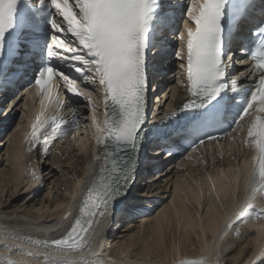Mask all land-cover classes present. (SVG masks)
<instances>
[{
  "label": "snow or ice",
  "instance_id": "6c2138e0",
  "mask_svg": "<svg viewBox=\"0 0 264 264\" xmlns=\"http://www.w3.org/2000/svg\"><path fill=\"white\" fill-rule=\"evenodd\" d=\"M59 14V21H50L53 34L49 44V56L62 61L71 62V66L79 72L90 73L85 80L98 84L103 96L104 119L97 121L95 107L92 106L91 94L85 95L92 110L91 126L96 129L97 151L94 162L99 170V179L93 175L91 186L87 189V197L79 209V215L74 219L70 229L60 239L46 242L56 249L52 253V264H79L66 259L70 253H83L87 248L92 251L94 243L105 231V225L111 217V206L114 199L122 195L126 189L113 191L109 186L107 175L118 171L119 161L115 153L108 151L104 145L110 140L116 146L115 152L121 151V146L135 150L138 147V133L145 117L146 73L144 69V49L148 32L149 6L148 0H49ZM226 0H189L184 20V31L179 34L181 49L176 57L182 61V72L177 77V86L184 82L187 92L181 110L202 107L201 100L211 101L223 90L224 66L228 59L222 58V16ZM15 0H0V46L5 32L13 24ZM194 25V27H193ZM264 34V27L257 30ZM73 38L67 40V36ZM67 40V42H66ZM67 53L68 55H65ZM253 62L251 71L255 74V87L247 100L239 118L235 122L244 129V143L254 151L253 166L247 175L246 188L249 191L246 202L237 212V222L250 215L253 206L250 201L257 193L264 199V42L258 44L250 56ZM83 67H77V63ZM246 76V73H242ZM60 77L65 82L67 92L81 95L77 91L76 81L64 75L51 66L42 70L34 83L40 90L41 112L44 118L36 117L28 137L35 145L43 130L52 124L56 117L48 115L62 109L65 100L59 92L60 87L53 83L54 77ZM160 98H157V103ZM254 108V104H257ZM110 106L117 111H110ZM250 109L253 111L250 112ZM47 110V112H45ZM71 111V109H70ZM176 107L171 108L160 120H166L174 115ZM245 117L249 119L245 121ZM64 123H68L65 121ZM73 129L77 121H71ZM235 131V129H233ZM209 136V142L219 135ZM250 138V139H249ZM204 139L199 141L204 143ZM31 150V149H30ZM170 154V153H169ZM131 177L125 180L129 182ZM71 207V206H70ZM260 211H264L261 209ZM69 218V212H65ZM59 225V221L57 225ZM229 225H226V227ZM239 232V229H237ZM9 253L16 251V259L7 257L0 259V264H28L20 254L26 250L22 247L3 245ZM28 256L34 253L28 251ZM39 255V253H35ZM48 258V254H45ZM88 264V261H83ZM182 264H195L184 261Z\"/></svg>",
  "mask_w": 264,
  "mask_h": 264
},
{
  "label": "bare ground",
  "instance_id": "6f19581e",
  "mask_svg": "<svg viewBox=\"0 0 264 264\" xmlns=\"http://www.w3.org/2000/svg\"><path fill=\"white\" fill-rule=\"evenodd\" d=\"M164 81L167 87H164L163 90L158 91L159 93L157 92L156 94L162 97L158 104L157 113L163 110L161 106L164 104L169 105L171 108L183 98L179 86H177L172 77H167ZM166 88L170 89L169 97L166 96ZM183 94L185 95V93ZM17 98L18 96L11 109L15 107L19 110V100ZM37 107L36 101L30 98L27 109H22L21 125L8 135L6 141L9 149L5 148V151H7H4V153L1 151L2 146L0 147V164L3 163L2 167H0V179L13 182L12 186L14 188L18 184H21V187H25L29 191L35 190L40 184L37 181L40 175L39 167L46 164L45 159L51 158V163L55 162L57 166L61 167L60 162L62 161V157L68 159L73 156L70 155L68 157L65 149L59 151L60 154L51 152V155H48L41 148V144L37 146L30 142L28 137L31 133L27 135L25 128L26 124L30 122L32 116L31 110H36ZM2 125L3 120L0 118V129H2ZM80 132L88 134V140L85 137V144L80 142L78 149V151H83L84 155L81 157L85 158L82 160L80 157L79 165L77 162L72 163V166L75 165V168L71 172L70 181L68 183L64 181L60 197L57 198V195L51 198L50 201L53 202L43 203L39 207L36 206L35 213L31 211L32 209H28L31 206L27 208L26 212L21 211V213L16 212L14 209L6 212V207H0V259L5 257L8 259L17 258L16 251L9 253V250L3 246L5 243H8L9 245L22 247L26 250L20 255L28 261V264H52L51 254L57 250L49 247L46 242L60 239L61 234L68 230L71 221L77 214L78 204L87 195V189L89 188V186L86 188L87 181L90 178L92 179L90 173L95 164L93 157L97 149L96 129L94 127L87 128L86 126H82L79 131L62 137L56 144L65 142L63 143L65 147V144L71 140L72 142H78L75 140V137ZM72 135L73 138L66 141ZM245 139L239 140L243 144L240 147L241 149L248 147L244 143ZM233 141L234 139L231 138L227 147L220 148L219 152L223 154L225 151L235 148V145H232ZM205 148L206 150H213V146H204L195 152L201 153L205 151L203 150ZM156 152L160 151L156 150ZM74 156L76 158L79 157L75 154ZM242 156H245V154ZM38 159L41 160L38 161ZM57 159L60 160L55 161ZM158 162L162 165L163 161L159 160ZM178 162L177 165H179L178 167H182V170H178L177 168L171 174H169L171 171L163 174H169L163 184V194L165 193L166 199L164 202H160L159 199L154 198L155 203L159 204L160 202L159 205H153L154 209L158 208L155 212L153 211L154 209L151 212L150 205L143 204L145 202L154 204L148 198L146 201L142 200V196L148 194L147 190L140 195L142 198L138 196V192H135L137 189L135 184H140L142 178L136 180V183H133V187L135 188L131 191V194L114 199L111 206L110 220L105 225L103 236L99 238V240H102V243H94L92 251L85 248L82 254L76 252L70 253L66 259L79 262V264H83V261H88V264H182L184 261L195 262V264H219V258L223 251L227 250L235 242L232 233L235 228L239 227L242 228L243 232L248 234L247 239L251 244L250 253L244 258L249 261L257 255L264 257V211H260L264 209V199L260 198L259 193L253 196V199L250 201V204L253 206L250 210V215L246 219L237 222L236 212L244 206L247 196L250 194L246 188V181H242L245 164H235L236 167L232 165L234 168L231 167L230 163H227L229 166L223 164L226 167L218 163L212 171L205 170L191 173L193 171L190 170L192 164L187 163L184 157L180 158ZM173 166L174 164L168 169L173 168ZM184 166H189L191 172L188 171L189 173L186 174ZM163 170L158 172L160 173L159 176H161ZM50 171H54V169L51 168ZM171 185H173L172 190H170ZM11 192L13 193V191ZM47 194L50 195L51 191L48 190ZM130 195L135 196V204H132L133 201H127L130 199ZM163 196L161 195V197ZM138 199L143 203L137 204L139 202ZM124 200L125 202L122 203ZM120 205H123L122 208ZM119 206L121 208L119 216L122 220L128 214L136 211V208L139 206H144L143 211L147 213L143 214L145 216H141V219L138 220L136 230L129 232V223L125 224V227L122 224L123 228L120 230V233L124 231L126 233L117 235V237L113 234L112 238H110L114 229L111 219H113L112 217L115 215L114 211ZM65 212H69V218H65ZM121 219L119 222L122 221ZM58 221L59 225L56 226ZM170 225L172 226V233H168L170 236L166 242L164 233L165 229ZM226 225L229 226L226 227ZM191 233H194L197 238V246L193 247L194 250L192 252L186 249L184 245L182 246L190 238ZM122 236H125L123 240H121ZM133 239L136 242H140V249L137 252L131 253L129 242ZM191 243L188 242L187 244ZM150 249L153 252L152 256L149 251ZM242 249L241 247L238 248L233 256L237 257ZM28 251L34 253V255L28 256ZM35 253H39V255H35ZM45 254H48L47 259L45 258ZM186 255L190 257L184 260V256ZM261 264H264V258H262Z\"/></svg>",
  "mask_w": 264,
  "mask_h": 264
},
{
  "label": "rangeland",
  "instance_id": "374dc122",
  "mask_svg": "<svg viewBox=\"0 0 264 264\" xmlns=\"http://www.w3.org/2000/svg\"><path fill=\"white\" fill-rule=\"evenodd\" d=\"M87 93H89V92H87ZM15 99H16V96H12L8 100V102H6L3 110L0 112V118H1V120H3V125H4V127L2 125V129H0V147L2 146V149H1L2 152L5 151V148H7V150L9 149L8 143L6 141L8 138V135L10 133H12L19 125H21V119H22L21 113L22 112L17 110V108H15V107H13L11 109V107L15 104V101H16ZM14 108H15V110H14ZM4 122H6V123H4ZM73 135L71 137H69L66 141L71 140L73 138ZM85 137H87V140H88V134L86 132H81L80 134L78 133L75 137V140L78 142H72V140H71L65 144V147L63 144L65 142L60 143V144L59 143L56 144L57 142H55L51 146L52 152L59 153V151H62V149L63 150L65 149V151H67L68 157L70 155H73L72 156L73 158L71 157L72 160H70L71 159L70 157L68 159H66L65 157L64 158L62 157L61 158L62 161L60 162L61 167L57 166L55 164V162L51 163V158L45 159L46 164H44V166L39 167L40 168L39 169L40 175L38 177L39 180L37 179V181L40 184L33 191H29V189L26 190L25 187H21V184H18L17 187L14 188V186H12L14 184L13 182H9L6 179H0V182L2 183V184L0 183V204H1L0 207H3V208L6 207L5 208L6 210L4 209L6 212H10L14 209L16 212L21 213V211L26 212L28 209H32L31 211L33 213H35L36 212V208H35L36 206L39 207L43 203L45 204L48 202H50V203L53 202V201H50L51 198H53L57 195H58L57 198L60 197L62 195L61 189L63 187L64 181L66 183H68L70 181V179H71L70 176L72 174L71 172H73L72 170H73V168H75V165L72 166V163L80 162L79 161V160H81L80 157L84 155L83 151L82 150L78 151V149H79L80 142L85 144ZM38 140H39V138H38ZM69 143L71 146L68 145ZM55 144H56V146H55ZM66 146H67V148H66ZM234 147L235 148H233L231 150L229 149V151H225L223 154L215 152L214 150H206V148L203 149L205 151H203L201 153L200 152L194 153L195 151L191 152L190 154L188 153L187 154L188 158L186 159V157H184V159L187 160V163L192 164V165L190 166L191 168L189 166L188 167L184 166L185 173L188 174L189 173L188 171H190V170L191 171L193 170L192 172L190 171L191 173H193V172L195 173L196 171L201 172V171H205V170L206 171H208V170L212 171L216 168V165L218 163L221 166H225V165L227 166L228 165L227 163H230L231 167H234L232 165L236 164L235 162L237 161V158L240 155L246 154V152H247V148L241 149L240 147H236V145ZM56 149H58V150H56ZM37 150L39 151V149H37ZM234 150H235V152H234ZM74 154L79 156V157L76 158L74 156ZM81 158L83 160L85 157H81ZM40 160L41 159H38V161H40ZM58 160H60V159H57L55 161H58ZM178 161H174L173 168L171 167L170 169H168L169 167H167V168L165 167L163 170V173H161V176H159L160 173H152V175L150 174L149 176H147V178H145L144 181L142 183H140V186H138L136 191H135V192H138L137 193L138 196H140L143 192H146V190H147L148 194L145 196L143 195L142 196L143 199L148 198L149 201L154 202V198H157V200L159 199L160 202H164V200L166 199L165 193L163 194L164 180L169 174L172 173V171L174 169L178 168V170H182V167H178L179 165H177V163H179ZM42 164H43V160H42ZM223 164H225V165H223ZM2 165H3V163L0 164V167H2ZM78 165H79V163H78ZM235 167H236V165H235ZM51 168H53L54 171H50ZM189 168H190V170H189ZM65 170H67V171H65ZM169 171H171V172L169 173ZM166 172H168L169 174L163 175ZM65 174H66V176H64ZM62 181H63V183H62ZM14 190H15V192H14ZM48 190L51 191L50 195L47 194ZM11 191H13V193ZM161 195H164V196L161 197ZM132 196L133 195H130V199H128L127 201H133L132 204H135V202H134L135 196H133V197ZM138 201H137L138 203L136 202L137 204L143 203L140 199H138ZM143 201H146V200H143ZM153 202H151V203H153ZM160 202H159V204H160ZM143 204L150 205V207H152L153 205L154 206L156 205L155 202H154V204H148L146 202ZM122 206H121V208H122ZM28 207H30V208H28ZM137 216L135 218H132L131 220H128V221H126L124 219L121 221V224L115 223L114 226H112V227H114V229H113V233H112L110 238H112L113 234H114V236L116 235V237H117V235L126 233L125 231L120 233V230L123 228L122 224H124V227H125V224L127 225L129 223L128 224V227L130 228L129 232H131V231L133 232V230H136V228H137L136 225L138 223V220L141 219L140 216L139 217H137ZM143 216H145V215H143ZM171 229H172L171 225L168 226L167 229H165L164 238L166 239V242L169 239V236H170L169 234L172 233ZM237 229H239V232L237 231ZM232 234L234 236L235 242L232 244L231 247H229L227 250L223 251V253L221 254V256L219 258V264H242L243 262L247 261L244 257L247 254H249L250 250H251V244L247 239L248 234L246 232H243L242 228H240V227L235 228V230ZM195 236L196 235L194 233H191L189 236L190 238H188L187 241H185V243L182 244V246L184 245L186 247V249H188L190 252H192L194 250L193 247L197 246L196 245L197 244V238ZM124 237L125 236H122L121 240H123ZM188 242H192V243L187 244ZM129 244H130L129 249H130L131 253L137 252L140 249V242H136L135 239L131 240L129 242ZM240 247L243 249L239 252L237 257H234L233 255L235 254V252ZM149 251L151 252V256H152V253H153L152 250L150 249ZM189 257L190 256H187V255L184 256V260L188 259ZM262 258H264V257L261 255L260 256H258V255L254 256L251 260L247 261L245 264H261Z\"/></svg>",
  "mask_w": 264,
  "mask_h": 264
}]
</instances>
